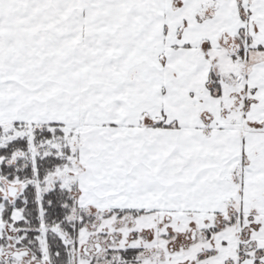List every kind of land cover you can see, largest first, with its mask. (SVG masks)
Listing matches in <instances>:
<instances>
[{"label":"snow or ice","instance_id":"1","mask_svg":"<svg viewBox=\"0 0 264 264\" xmlns=\"http://www.w3.org/2000/svg\"><path fill=\"white\" fill-rule=\"evenodd\" d=\"M0 264H264V0H0Z\"/></svg>","mask_w":264,"mask_h":264}]
</instances>
